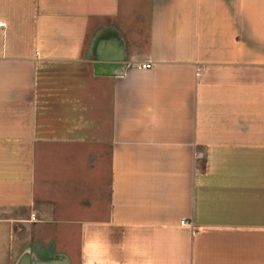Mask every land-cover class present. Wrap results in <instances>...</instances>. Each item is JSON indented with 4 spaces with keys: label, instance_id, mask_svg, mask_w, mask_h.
Returning a JSON list of instances; mask_svg holds the SVG:
<instances>
[{
    "label": "crops",
    "instance_id": "crops-1",
    "mask_svg": "<svg viewBox=\"0 0 264 264\" xmlns=\"http://www.w3.org/2000/svg\"><path fill=\"white\" fill-rule=\"evenodd\" d=\"M0 22V264H264V0Z\"/></svg>",
    "mask_w": 264,
    "mask_h": 264
},
{
    "label": "built area",
    "instance_id": "built-area-1",
    "mask_svg": "<svg viewBox=\"0 0 264 264\" xmlns=\"http://www.w3.org/2000/svg\"><path fill=\"white\" fill-rule=\"evenodd\" d=\"M1 25H3V23L2 22H0V26ZM151 66V63L150 62H143V63H138L137 64V67H139V68H148V67H150ZM187 223L186 221H184V220H182L181 221V223Z\"/></svg>",
    "mask_w": 264,
    "mask_h": 264
},
{
    "label": "water",
    "instance_id": "water-1",
    "mask_svg": "<svg viewBox=\"0 0 264 264\" xmlns=\"http://www.w3.org/2000/svg\"><path fill=\"white\" fill-rule=\"evenodd\" d=\"M62 261H63V263L64 264H69L67 261H66V259L64 258V259H62ZM18 264H27V258L26 257H24V256H22L21 258H20V260H19V262H18Z\"/></svg>",
    "mask_w": 264,
    "mask_h": 264
}]
</instances>
